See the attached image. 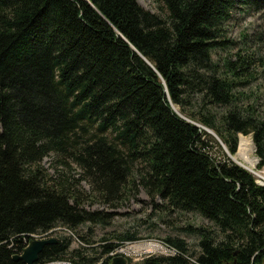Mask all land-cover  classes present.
I'll return each mask as SVG.
<instances>
[{"label": "trees", "instance_id": "obj_1", "mask_svg": "<svg viewBox=\"0 0 264 264\" xmlns=\"http://www.w3.org/2000/svg\"><path fill=\"white\" fill-rule=\"evenodd\" d=\"M153 1L158 13L137 0H0V264H25L13 256L34 234L108 224L88 207L116 208L138 188L211 226H187L197 253L166 237L174 254L127 264H264V185L209 154L202 128L231 154L251 134L264 166V116L239 90L252 61L214 59L231 13L264 20V0ZM54 238L37 264H109L110 251L139 239L103 236L99 250Z\"/></svg>", "mask_w": 264, "mask_h": 264}, {"label": "rangeland", "instance_id": "obj_2", "mask_svg": "<svg viewBox=\"0 0 264 264\" xmlns=\"http://www.w3.org/2000/svg\"><path fill=\"white\" fill-rule=\"evenodd\" d=\"M145 9L158 13L159 9L153 0H137ZM264 30V20L259 13L249 11L244 7H239L231 13V17L224 25V38L227 39L226 47L218 49L214 54V59L230 60L236 59V53L243 54L246 58L251 59L252 63L248 69L251 72V78L248 83L239 87V90L245 95L244 100L253 102L256 112L264 116V36L261 34ZM177 110L178 106H174ZM222 107H215V111H221ZM210 134V133H208ZM212 138L206 137L208 144L207 150L216 159H225L228 157L232 162L246 168L245 162L240 158H235L238 152L239 141L241 137L250 139L252 143V155L256 159V166L259 161L255 152V145L252 141L251 134H238L237 149L231 154L226 145L210 134ZM214 139V140H213ZM244 162V163H243ZM41 164L53 173L51 167L52 157L46 156L42 159ZM253 168L256 182L264 185V166L261 169ZM79 170L76 169L75 176H79ZM263 174V175H262ZM85 190H89L85 182H81ZM91 210H102L109 213L108 224H81L76 231L70 232L65 228L56 229L53 237L60 235L70 238V249L79 246H92L100 250L101 237L107 236V242H115L113 235L122 232L136 234L139 239L125 240L116 246V254L123 253L132 262L142 260L149 255H168L175 252L164 243V238L181 239L187 244L190 253L199 251L198 236L190 231L187 226H211V223L195 212H180L169 209L165 200L158 197L150 198L141 188L137 193L125 200L118 207H110L106 204L93 203L88 207ZM79 235H84L91 239L90 245L84 243ZM41 236V235H39ZM48 236V235H47ZM38 239H41L38 237ZM90 248V247H89ZM97 249V250H98Z\"/></svg>", "mask_w": 264, "mask_h": 264}, {"label": "water", "instance_id": "obj_3", "mask_svg": "<svg viewBox=\"0 0 264 264\" xmlns=\"http://www.w3.org/2000/svg\"><path fill=\"white\" fill-rule=\"evenodd\" d=\"M201 127V126H200ZM207 133L212 134L216 137V134L209 128L202 127ZM254 174L253 171L250 170ZM54 237L45 239H32L22 250L20 254L13 256L14 260H22L25 264H37L38 254L41 252L42 248L49 243L55 242ZM109 264H127V257L122 253L116 254L111 257Z\"/></svg>", "mask_w": 264, "mask_h": 264}, {"label": "bare ground", "instance_id": "obj_4", "mask_svg": "<svg viewBox=\"0 0 264 264\" xmlns=\"http://www.w3.org/2000/svg\"><path fill=\"white\" fill-rule=\"evenodd\" d=\"M251 151H252L251 140L246 139L244 137H241L240 141H239L238 152L236 153L235 158H240L241 160H243L245 162L244 166L252 171L253 168H255V166H256V159L252 155H250ZM260 173L264 174V171L263 172H257V174H260ZM32 239H38V238L32 236ZM32 239H30V240H32ZM41 239H45V238H41ZM30 240H29V242H30ZM48 263H50V262H48Z\"/></svg>", "mask_w": 264, "mask_h": 264}, {"label": "built area", "instance_id": "obj_5", "mask_svg": "<svg viewBox=\"0 0 264 264\" xmlns=\"http://www.w3.org/2000/svg\"><path fill=\"white\" fill-rule=\"evenodd\" d=\"M34 237H39V238H44V237H46V236H39V235H36V234H34L33 235ZM26 245H27V243H26ZM118 251L116 250V248L114 249V250H112V251H110L109 253H108V256H114V255H116V253H117ZM110 257V258H111ZM47 264H74V263H72L70 260H58V261H53V262H50V263H47Z\"/></svg>", "mask_w": 264, "mask_h": 264}]
</instances>
